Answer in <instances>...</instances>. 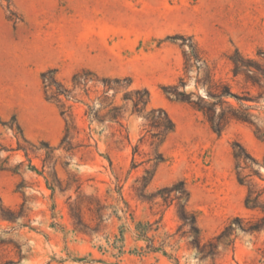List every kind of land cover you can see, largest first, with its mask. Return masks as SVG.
I'll return each instance as SVG.
<instances>
[{"label": "rangeland", "instance_id": "rangeland-1", "mask_svg": "<svg viewBox=\"0 0 264 264\" xmlns=\"http://www.w3.org/2000/svg\"><path fill=\"white\" fill-rule=\"evenodd\" d=\"M188 45L214 84L254 96L256 89L232 76L229 57L237 50L264 64V0H0V167L15 172L0 169V264H264V225L236 230L230 246L202 257L188 229L179 230L176 205L141 196L183 181L202 245L234 218L243 225L264 218V89L245 103L253 124L233 120L215 134L200 112L162 91L183 78L186 93L206 97L207 85L196 87L204 68L185 72ZM50 69L68 89L83 69L98 79H128L113 100L120 120L100 124L85 115L84 104L96 109L103 90L92 77L88 95L76 89L80 102L66 103L74 149L48 154L41 143L57 148L65 127L58 105L44 96L41 74ZM142 89L149 103L137 114L123 97ZM152 109L174 124L159 146L144 118ZM235 142L257 160L258 176L244 163L236 168ZM146 171L153 177L143 189ZM238 174L248 176L244 185ZM249 191L259 195L258 207L245 206Z\"/></svg>", "mask_w": 264, "mask_h": 264}, {"label": "trees", "instance_id": "trees-1", "mask_svg": "<svg viewBox=\"0 0 264 264\" xmlns=\"http://www.w3.org/2000/svg\"><path fill=\"white\" fill-rule=\"evenodd\" d=\"M170 39H180L182 44L185 45V40L183 37H172ZM190 53L184 54L185 58V72L189 73L193 69L199 73L201 69L204 68L206 71L204 81H196V87L201 84V86L207 85L206 97L196 95L194 93H186L183 88L185 86V81L180 78L179 85L176 86H166L162 88L163 93L170 99L177 102L186 103L191 105L196 111L200 112L210 129L217 135H220L224 129L228 126L231 121H239L248 124H253V115L250 111L253 109L249 105H245L248 102H257L263 95L262 90L264 89V64L254 58H249L243 56L237 50L229 57L232 64V76L234 78H241L243 82L251 88L256 89V94L251 96L249 92H246V96H240L234 93L231 88L222 82L214 84L212 81V75L209 71L205 61L202 59L199 51L192 45H188ZM258 56L264 58V52L258 53ZM94 77L102 85V95L96 99L98 102V107L95 109V103L84 104L87 108L85 115L90 119V121L96 120L98 123L107 122H118L121 118L122 107L116 106L113 103L114 97L118 93V89L121 87L122 83H129L128 79H109L100 78L98 79L91 71L83 69L80 72L75 73L72 76V89H68L61 81L56 77V70L50 69L41 74V81L44 90L45 99L49 102L55 103L60 108V114L65 119L64 135L60 140L57 148L51 147L48 143H41L42 146L51 154L54 150L62 148L66 152H71L74 147L70 142V132L75 128V125L70 114V106L66 107L68 101H73L79 103L76 94L74 93L76 89H82L85 95H88V83L92 82ZM112 91L111 101L107 103L108 94ZM134 97L135 99H132ZM195 97V99H194ZM232 99L236 102L237 106L233 105L228 100ZM123 100H130L132 102V111L137 114L145 113L146 107L149 103V94L145 89L135 90L133 92L125 93ZM105 114L101 115V112ZM145 120L148 122L149 130L152 138H157V146H159L167 135L174 130V124L167 115V113L162 109H152L145 114ZM11 126L15 125L19 134V138L24 143H29L23 136L22 130L16 123L15 118L11 119ZM6 124L4 123L3 126ZM17 150H22L26 153V149L23 148L20 143H17ZM233 156L237 162V169L240 167L239 164L244 163L247 168L250 169L251 176H258V171L254 169V166H258L259 163L255 160L244 147L235 142L232 145ZM156 162H160L162 157L158 155ZM31 171H36L34 167H30ZM1 170L14 171L1 166ZM153 175L146 171L145 175L142 177V188L145 189L152 180ZM241 177L238 174V182L241 185L246 183V178ZM46 185L53 192L54 188L50 183L46 181ZM57 187L61 189V184L57 181ZM144 200L153 201L155 199H161L165 204L168 205L175 204L177 207V217L180 221L179 230L188 229L184 234H188L191 238V245L196 248L198 254L202 257H213L216 254V250L220 245L230 246L233 242L232 236L235 231L240 229L244 232H256L259 231L264 225V218L250 225H243L239 218H234L228 225L207 245L201 244L200 231L197 227L196 215L188 210L187 204L189 201V192L185 187L183 181H178L170 186H166L158 189L154 193L149 195H141ZM257 195L252 198V193L249 191L245 199V206L248 208L258 207ZM9 214H13L10 213ZM148 241H151L144 234L140 235ZM148 249L156 250L153 245H148Z\"/></svg>", "mask_w": 264, "mask_h": 264}, {"label": "bare ground", "instance_id": "bare-ground-1", "mask_svg": "<svg viewBox=\"0 0 264 264\" xmlns=\"http://www.w3.org/2000/svg\"><path fill=\"white\" fill-rule=\"evenodd\" d=\"M40 54H42V53L40 52ZM42 55H44V54H42Z\"/></svg>", "mask_w": 264, "mask_h": 264}]
</instances>
